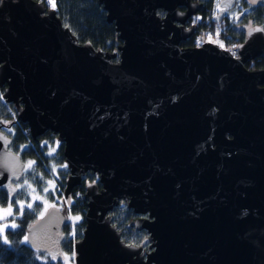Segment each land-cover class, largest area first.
I'll use <instances>...</instances> for the list:
<instances>
[{
  "label": "water",
  "instance_id": "95a60500",
  "mask_svg": "<svg viewBox=\"0 0 264 264\" xmlns=\"http://www.w3.org/2000/svg\"><path fill=\"white\" fill-rule=\"evenodd\" d=\"M233 2L219 0L213 21ZM97 3L121 41L114 53L75 42L42 2L0 0L1 99L17 107L31 139L50 131L62 143L63 198L87 171L100 184L84 188L73 264L264 259V65L243 68L264 59V35L233 58L207 42L179 46L191 32L183 21L200 7L190 0ZM10 140L0 130V191L9 198L23 170ZM121 199L144 216L128 226L147 233L149 251L125 244L111 225ZM66 220L46 209L27 226V245L61 260Z\"/></svg>",
  "mask_w": 264,
  "mask_h": 264
},
{
  "label": "trees",
  "instance_id": "16d2710c",
  "mask_svg": "<svg viewBox=\"0 0 264 264\" xmlns=\"http://www.w3.org/2000/svg\"><path fill=\"white\" fill-rule=\"evenodd\" d=\"M32 1L44 2L45 0ZM54 3L55 7L52 6V3L51 7L55 16L61 25L68 29L75 42L89 45L97 51L109 53H114L121 45L113 24L106 22L105 12L97 0H54ZM156 14L161 16L162 11L157 10ZM241 19L242 22L249 20L251 24L261 26L264 31V3L248 5ZM196 28L213 32L214 26L198 24ZM216 31L217 37L224 47L241 44L243 41L242 33L232 28L217 26ZM193 42L192 38H188L180 42L179 45L190 47L193 46ZM116 61V57L111 59V62ZM251 65L252 68H261L263 66L262 56L252 59ZM6 106L9 107L8 110ZM0 120L9 122L10 127L5 132L11 139L8 149L16 153L24 164L21 178L16 183V193L9 198L3 191H0V209L8 207L11 210L13 221L12 227L5 228L0 234V264H71L72 244L81 238L85 225L84 182L95 180V176L90 171L85 172L84 178L69 193L67 214L70 217V223L67 221L60 229L62 259L53 260L49 256L31 249L24 239L27 226L42 214L45 208L44 204L48 207L56 206L62 197L64 183L68 175L62 155V143L57 141L56 135L50 131H44L31 139L26 123L17 119L15 107L12 104L4 103L1 98ZM29 161L34 162L32 167L28 166ZM48 181H52V183L49 184ZM95 185L97 189L100 188L97 180H95ZM125 203L123 200L118 201L110 209L108 212L110 223L119 232V239L125 244L140 246L143 250L149 251L148 242H144L148 238L147 233L144 230L128 226L139 215L133 214ZM21 204L24 205L23 208H21ZM28 204H32L33 207L29 209ZM75 217H79V219L76 220ZM5 238L8 243H4ZM65 257H67V261H65Z\"/></svg>",
  "mask_w": 264,
  "mask_h": 264
},
{
  "label": "flooded vegetation",
  "instance_id": "af4514ba",
  "mask_svg": "<svg viewBox=\"0 0 264 264\" xmlns=\"http://www.w3.org/2000/svg\"><path fill=\"white\" fill-rule=\"evenodd\" d=\"M218 1L219 0H215V1L214 0H190V2L196 3L200 7L196 11L195 14L187 17L183 21L182 26L184 29H191L190 34L184 40H186L188 38H192L194 40V42H193L194 44H193V46L182 47V48L199 47L203 43H206V42L209 43L208 41H205V40L207 39L206 37H209L207 34L212 35L211 32L208 30H206V31L198 30L196 28L198 24L212 25L214 27H215V25H217L219 27L226 26L227 28H232L236 31L241 32L242 38H243V41L241 44H234L231 46L224 47L222 42L218 39L219 42L222 44V47H219L216 45L219 49H222L225 51H227V48H233L234 52L237 55H238V51L240 50L241 46L244 43L248 42L254 35L260 34V33L264 35V31H263L262 27L258 26V25H254V26H256V28H259L260 30L258 32H256L255 34H253L249 39H246L245 38L246 34H244L245 33L244 28H240L239 27L240 25L238 26V21L240 20L239 18L243 14H245V12L247 10V6L248 5L262 4V3H264V0H257V1L234 0L232 7L230 9H228L227 11H224L223 14H221L222 15L221 18L217 22H215V21H213V17L215 15H217V13L219 11V8L217 6ZM183 9H184L183 7H179L180 11H183ZM201 31H203V32H201ZM184 40H181L180 42H182ZM180 42H179V44H180ZM260 55L262 56V54H259L258 56H260ZM258 56H256V57H258ZM256 57H254V58H256ZM254 58H252V59H254ZM262 58H263V56H262ZM252 59L249 61H246L243 64V68L246 71L257 70L256 68H252L250 65ZM263 65H264V59H263ZM261 68H258V69H261ZM263 86H264V84H263ZM2 122L8 125V127L0 128V130L3 133H5V132H7V129L10 127V124H9V122H4V121H2ZM226 139H230V136H226ZM210 147L213 149L214 145H211ZM247 214H249V213H246V215ZM138 217H144V216L139 215ZM263 258H264V256H263ZM251 259H253V261H251ZM245 264H264V259H260L257 255L249 254L247 252V255H245Z\"/></svg>",
  "mask_w": 264,
  "mask_h": 264
},
{
  "label": "rangeland",
  "instance_id": "374dc122",
  "mask_svg": "<svg viewBox=\"0 0 264 264\" xmlns=\"http://www.w3.org/2000/svg\"><path fill=\"white\" fill-rule=\"evenodd\" d=\"M246 1H250V0H246ZM251 1H257V0H251ZM48 7L52 8L51 3L49 1H48ZM239 19L240 20L238 21V26L240 25L239 26L240 28H244V32H245L244 34H246V36H245L246 39H249L253 34L258 32L257 29H259V28H256V26L252 25L248 20L242 22L241 17ZM216 30H217V25H215L213 32H211L212 35L207 34L209 37H206L207 39L205 41H208L209 43H212V44H215L219 47H222V44L219 42V40L217 38V31ZM201 32H203V31H201ZM116 59H117V57H116ZM6 109L8 110L9 107L6 106ZM94 176H95V180H97V175L94 174ZM81 178H84V174L81 175ZM95 180L90 181V182H88V181L84 182V185L85 186H88L91 184L95 185ZM123 201H125V200H123ZM67 203H68V199L63 198V196H62L61 199H59L58 204L56 206H53V207H56L57 209L61 210L66 215L65 212H66ZM44 206H45L44 210L46 208H48V206H46L45 204H44ZM67 218H68V216H67ZM69 221L70 220L68 218V222ZM12 224H13L12 214H9V208L7 207V209H0V230L3 231L7 227H12ZM0 234H1V232H0ZM144 242L145 243L148 242V239H146ZM71 264H73V263H71Z\"/></svg>",
  "mask_w": 264,
  "mask_h": 264
},
{
  "label": "snow or ice",
  "instance_id": "6c2138e0",
  "mask_svg": "<svg viewBox=\"0 0 264 264\" xmlns=\"http://www.w3.org/2000/svg\"><path fill=\"white\" fill-rule=\"evenodd\" d=\"M49 2L52 3V6H53V7H55L54 0H49ZM218 7H219V6H218ZM259 30H260V29H257V31H259ZM33 163H34V162L29 161V162H28V166H29V167H32ZM48 183L51 184L52 181H48ZM45 191H47V189H45ZM45 203H47V202L45 201ZM23 207H24V205L21 204V208H23ZM27 207H28L29 209H31V208L33 207V205H32V204H28ZM9 214H11V210H10V209H9ZM74 219L78 220L79 217H75ZM0 232H2V230H0ZM27 239H28V238L25 237V240H27ZM4 243H8V241H7L6 238H5V240H4ZM65 261H67V257H65Z\"/></svg>",
  "mask_w": 264,
  "mask_h": 264
},
{
  "label": "built area",
  "instance_id": "2783aa9c",
  "mask_svg": "<svg viewBox=\"0 0 264 264\" xmlns=\"http://www.w3.org/2000/svg\"><path fill=\"white\" fill-rule=\"evenodd\" d=\"M230 53L232 54V55H235V52H234V50L232 49V50H230Z\"/></svg>",
  "mask_w": 264,
  "mask_h": 264
},
{
  "label": "bare ground",
  "instance_id": "6f19581e",
  "mask_svg": "<svg viewBox=\"0 0 264 264\" xmlns=\"http://www.w3.org/2000/svg\"><path fill=\"white\" fill-rule=\"evenodd\" d=\"M121 200H125L126 201V199H121ZM121 200H119V201H121ZM139 215V214H138ZM66 223V222H65Z\"/></svg>",
  "mask_w": 264,
  "mask_h": 264
}]
</instances>
